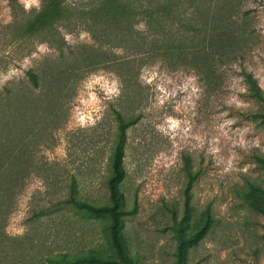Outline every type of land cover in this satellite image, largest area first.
Instances as JSON below:
<instances>
[{
	"label": "rangeland",
	"instance_id": "obj_1",
	"mask_svg": "<svg viewBox=\"0 0 264 264\" xmlns=\"http://www.w3.org/2000/svg\"><path fill=\"white\" fill-rule=\"evenodd\" d=\"M42 2L0 0V106L9 95L34 101L25 132L39 144L34 157L54 163L59 176L51 184V178L31 174L7 233L43 238L66 251L114 252L106 215H86L67 205L35 214L50 207L53 193L68 191L72 176L81 193L108 199L107 161L114 111L120 109L139 117L128 130L126 174L119 184L133 210L121 229L132 258L140 264H264V190L251 184L264 189V118L255 114L264 112V103L248 93L244 73L251 72L264 88V0H243L236 20L247 44L238 60L217 66L212 85L199 68L139 57L138 93H121L117 72L107 62L97 63L112 49L97 50L85 24L38 18ZM113 52L118 60L129 54L123 48ZM88 55L97 59L81 69ZM30 70L39 74V85ZM13 132L15 139L22 134L17 127ZM187 157L198 174L188 192ZM208 210L209 228L183 247L178 261L176 222L184 219L183 231L195 232ZM36 261L33 256L24 264Z\"/></svg>",
	"mask_w": 264,
	"mask_h": 264
},
{
	"label": "trees",
	"instance_id": "obj_2",
	"mask_svg": "<svg viewBox=\"0 0 264 264\" xmlns=\"http://www.w3.org/2000/svg\"><path fill=\"white\" fill-rule=\"evenodd\" d=\"M242 6L243 0H43L37 16L53 20L59 17L65 23L75 20L85 24L100 45L97 50L102 51L103 46L112 49L105 59L100 54L97 63L107 62L117 72L122 84L121 93H138L136 58L139 57L160 58L170 64L185 63L199 68L212 85L216 81L217 66L238 60L247 44L246 32L240 30L236 20ZM114 48H123L129 54L123 60L112 58ZM94 59L97 58L91 55L84 57L80 68L89 69L92 66L89 60ZM244 73L248 93L264 103V88L251 72L245 70ZM29 77L36 86L39 85L36 71L30 70ZM5 103L4 107L0 106V264H24L26 258L33 256L39 264H140L123 245V218L133 214V210L128 209L119 186L126 174L124 157L128 130L139 117L127 116L120 109L114 111L116 128L105 181L109 190L107 200L81 193L77 178L72 176L67 184L68 191L53 193L50 207H42L35 214V218H39L59 211L61 205H67L86 215L108 216L114 252L99 247L74 252L53 248L43 238H18L6 231L17 197L31 174L34 172L48 180L51 178V184H55L59 172L54 163L34 157L39 144L32 142L25 132L34 101L28 95L16 94L6 97ZM255 114L264 118L262 111ZM14 127L22 133L17 139L13 136ZM260 158L264 164V157ZM185 171L188 192L198 175L188 157ZM251 184L264 190L260 185ZM212 218L208 210L204 225L191 233L183 231L184 219L176 222L178 261L181 260L183 247L200 239ZM16 252L17 260L13 259Z\"/></svg>",
	"mask_w": 264,
	"mask_h": 264
}]
</instances>
